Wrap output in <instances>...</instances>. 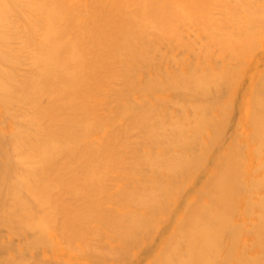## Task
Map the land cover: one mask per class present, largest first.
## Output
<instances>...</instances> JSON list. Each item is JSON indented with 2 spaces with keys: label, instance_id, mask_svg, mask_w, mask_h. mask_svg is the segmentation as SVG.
Returning <instances> with one entry per match:
<instances>
[{
  "label": "bare ground",
  "instance_id": "1",
  "mask_svg": "<svg viewBox=\"0 0 264 264\" xmlns=\"http://www.w3.org/2000/svg\"><path fill=\"white\" fill-rule=\"evenodd\" d=\"M0 264H264V0H0Z\"/></svg>",
  "mask_w": 264,
  "mask_h": 264
}]
</instances>
